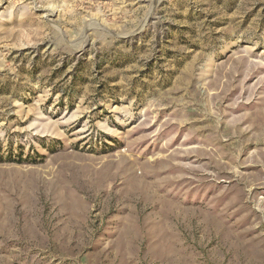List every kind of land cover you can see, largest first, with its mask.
<instances>
[{"label":"rangeland","instance_id":"374dc122","mask_svg":"<svg viewBox=\"0 0 264 264\" xmlns=\"http://www.w3.org/2000/svg\"><path fill=\"white\" fill-rule=\"evenodd\" d=\"M0 264H264V0H0Z\"/></svg>","mask_w":264,"mask_h":264}]
</instances>
